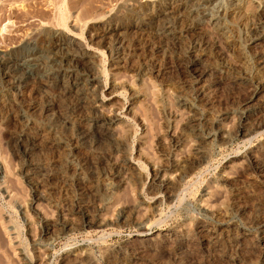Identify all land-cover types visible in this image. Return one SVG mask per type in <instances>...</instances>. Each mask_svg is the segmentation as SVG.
Returning a JSON list of instances; mask_svg holds the SVG:
<instances>
[{
    "label": "rangeland",
    "instance_id": "1",
    "mask_svg": "<svg viewBox=\"0 0 264 264\" xmlns=\"http://www.w3.org/2000/svg\"><path fill=\"white\" fill-rule=\"evenodd\" d=\"M200 1L168 42L149 19L168 0H100L93 19L78 15L89 0H59V24L50 0L0 1V264H264V0ZM140 7L125 45L94 38ZM178 52L214 69L184 73ZM95 112L116 118L110 139L80 138ZM195 148L200 163L184 174ZM154 173L174 183L171 198Z\"/></svg>",
    "mask_w": 264,
    "mask_h": 264
},
{
    "label": "bare ground",
    "instance_id": "2",
    "mask_svg": "<svg viewBox=\"0 0 264 264\" xmlns=\"http://www.w3.org/2000/svg\"><path fill=\"white\" fill-rule=\"evenodd\" d=\"M1 2L2 1H7V0H0ZM57 1L59 0H50V3L53 4V7L55 9V13H57V16L55 15V17H57V22L59 24V22L62 20L61 18H63L61 15H62V12L59 8V6H56V3ZM100 0H89V2L87 4H85L81 10H80V14L79 15V18L80 19H86L88 17L90 18H95V16H97L95 13V3H98ZM209 0H203V1H200L199 4H206ZM230 1V0H229ZM188 2L189 0H168V3L167 5L165 6L164 5H161L158 9H153L152 13H150L149 15V19L151 20V22L154 24V28L156 30V32L158 34L161 35V39L163 41H171L170 39H173V41H176L174 39L178 38V36H176L178 33H180V31H182V33H184L185 31L187 32V29L189 28L186 23H183L184 19H183V16L184 15H187L185 14L186 12V9L188 8ZM192 2V1H191ZM195 2V1H194ZM69 3V2H68ZM101 3V2H100ZM104 3V2H102ZM107 3V2H106ZM212 3V2H211ZM71 4V3H70ZM203 4V5H204ZM59 5V4H58ZM75 5V4H74ZM74 5H68L67 8H72V6L74 7ZM193 6V4H192ZM209 6V5H208ZM207 6V7H208ZM190 7V6H189ZM206 7V5H205ZM1 3H0V11H1ZM97 8V7H96ZM154 8V7H153ZM157 8V7H156ZM151 9V8H150ZM68 10V9H67ZM193 10V9H192ZM190 10V11H192ZM142 11V13H141ZM145 9H142L140 7V9H135V8H131L129 10H126L124 15L123 16H118L117 14H114V15H111L109 17V19L106 21L107 24L106 26L101 29H97V34L94 35V38H97L99 40H105L104 42L105 43H108L109 46L113 45V42H120L122 41L123 44L126 43V40L123 38L125 37L126 34L132 32V31H139L142 29V24L143 22L141 21V15H145ZM188 11V10H187ZM189 12V11H188ZM195 12V11H194ZM262 12V11H261ZM30 13V12H29ZM34 15H38L39 14L41 16H46V12L42 9L40 10H37L35 12H33ZM122 13V12H121ZM187 13V12H186ZM197 13V12H196ZM190 14V13H189ZM193 14V13H192ZM26 15V14H25ZM194 15V14H193ZM191 15V16H193ZM4 16V14H3ZM254 23L252 26H250V29H249V33H250V36L251 38H255L257 39L258 35L260 34V30H261V18H263L260 14H254ZM185 17V16H184ZM187 17V16H186ZM190 17V16H189ZM2 18V14H0V19ZM146 19V18H145ZM175 19V21H173ZM179 21V25L181 27H178V31L176 30L177 28V23ZM63 22V21H62ZM61 22V23H62ZM264 22V21H263ZM60 23V24H61ZM148 23V22H147ZM102 26V25H100ZM97 28V27H96ZM180 28V29H179ZM99 30V31H98ZM94 32V34H95ZM155 32V33H156ZM158 36V35H157ZM183 36V35H182ZM185 36V35H184ZM196 37H194V41H196L197 43V40H201L202 39V36L200 33H197V35L195 34ZM260 36V35H259ZM193 40V38H192ZM205 40V39H204ZM172 41V42H173ZM128 42V41H127ZM205 42V41H203ZM51 43L54 47H57L58 49H61V45L64 43L63 41H61V39L59 37H55L53 38V41L51 40ZM175 43V42H174ZM177 43H179L177 41ZM129 44V43H128ZM133 44V43H131ZM201 44V43H200ZM204 44V43H203ZM125 45V44H124ZM154 45V44H153ZM52 46V47H53ZM114 46V45H113ZM161 46V45H160ZM175 46V45H174ZM197 46V45H196ZM125 47V46H124ZM147 47V46H146ZM177 47V46H176ZM206 47V46H204ZM140 48V47H139ZM157 48V47H156ZM162 49V48H161ZM201 49V48H200ZM208 49V48H207ZM157 50V49H156ZM198 50V49H197ZM203 50V49H202ZM177 51V50H176ZM18 50H14L13 53H17ZM39 52V51H38ZM37 52V53H38ZM114 52V51H113ZM202 52V51H201ZM36 53V52H34ZM18 54V53H17ZM81 60H82V65L84 62H88V60H86L85 58L87 57V55H85L86 53L84 51L81 52ZM140 54V53H139ZM153 54V53H152ZM202 54H205L204 52ZM35 56H33L32 58H30L31 60H35L37 58V55L34 54ZM59 55V54H58ZM60 56V55H59ZM201 54L199 53H191V52H187L186 54L184 53H180L178 52L177 54V59H176V65L178 67H180L184 73H187V74H190L191 76L195 75V76H203L205 75L206 73L210 72L212 69V67H209L207 64L203 63L202 59H201ZM14 57V56H13ZM216 57V56H215ZM70 58V57H69ZM89 58V57H88ZM217 58V57H216ZM215 58V59H216ZM7 59V58H6ZM29 59V60H30ZM79 60L75 59V65H79ZM147 59V58H146ZM60 60H62L60 58ZM9 61V60H8ZM57 61V60H56ZM257 69L260 71V70H264V56L263 54H258L257 55ZM3 62V60H2ZM81 62V61H80ZM86 62V63H87ZM59 63V62H58ZM2 65V64H1ZM5 65V63H4ZM3 65V66H4ZM8 66V65H6ZM29 66V65H28ZM59 66V65H58ZM84 67V65H83ZM155 67H156V63L154 60H152L150 57H149V60H148V71H153L155 70ZM222 67V66H221ZM5 68V66H4ZM77 68V67H75ZM7 69V68H5ZM85 69V68H84ZM3 70V69H2ZM70 74V73H69ZM88 74V72H87ZM137 74V73H136ZM7 75V74H6ZM68 78H69V83L71 86L73 87H77L78 84L80 83V79H82L78 74L76 73H73L71 74L70 76L68 75ZM3 79V78H2ZM90 82V81H89ZM92 82V81H91ZM19 83V82H18ZM69 86V85H68ZM94 87V86H93ZM91 88V87H90ZM101 100L100 99H95L94 101V106H99L101 104ZM50 108V107H49ZM86 118V117H85ZM116 118L111 117V119H106L104 117V115L102 116L101 113H97L95 112L88 120L91 121L89 127L87 128L86 131L84 132H81L80 135L82 139H84L87 135L89 136H92V138L94 139V141H99V140H104L103 138H111L112 137V128H111V125L112 123L114 122ZM188 123H191V120H189ZM189 126L188 127H194L193 125L191 124H188ZM186 128V127H185ZM201 141V140H200ZM19 146V145H18ZM19 148V147H18ZM196 149V148H195ZM194 149V150H195ZM200 149V148H199ZM198 153H199V150H195V152H193L189 157H186L184 159H182L179 163V166L180 168H178L181 172H184L187 173L188 171H190L191 169L195 168L199 163H200V156H198ZM176 167L178 166L176 163L173 164V167ZM174 167V168H175ZM177 169V167H176ZM175 169V170H176ZM119 170V169H118ZM117 172V171H115ZM114 172V173H115ZM180 172V173H181ZM119 172L113 174L111 177L113 179V183L115 181V186H117V182L119 181L118 180V175ZM179 173V174H180ZM182 174V173H181ZM111 179V180H112ZM120 179V178H119ZM178 179V178H177ZM118 180V181H117ZM152 182H151V187L154 188V189H158L159 188H165L166 189V194H167V197L168 198H171L173 194V191H174V183L173 182H170L168 179H158V176L155 175L154 173V176H153V179H151ZM114 186V187H115ZM150 187V186H149ZM127 217H123V216H119L117 218V220L113 223H120L123 225V223H125ZM84 223H87V224H97L98 226H106L112 222L110 221H106V220H87L85 219L84 220ZM63 224V223H62ZM67 224H63L62 225V228L63 229H67ZM140 226V225H138ZM44 232L42 231V233H45V231L47 232V234H51L52 232V224L49 223L47 225H45L44 227ZM69 229V227H68ZM43 235V234H42ZM125 264H143L142 262H138L137 260L135 261H130V262H126Z\"/></svg>",
    "mask_w": 264,
    "mask_h": 264
}]
</instances>
